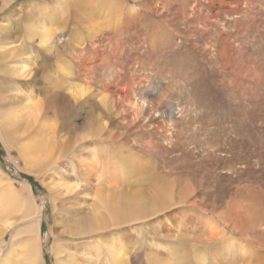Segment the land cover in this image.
<instances>
[{
    "label": "bare ground",
    "instance_id": "bare-ground-1",
    "mask_svg": "<svg viewBox=\"0 0 264 264\" xmlns=\"http://www.w3.org/2000/svg\"><path fill=\"white\" fill-rule=\"evenodd\" d=\"M15 1L0 135L54 264H264V0ZM32 196L0 168V264H45Z\"/></svg>",
    "mask_w": 264,
    "mask_h": 264
},
{
    "label": "rangeland",
    "instance_id": "rangeland-1",
    "mask_svg": "<svg viewBox=\"0 0 264 264\" xmlns=\"http://www.w3.org/2000/svg\"><path fill=\"white\" fill-rule=\"evenodd\" d=\"M25 1L26 0H16L13 6L17 4H21L22 2H25ZM1 15L3 14H0V16ZM40 59L41 57L39 58V60ZM52 63L53 61H50L49 58H47L41 64L42 67L44 68L43 69L44 72L42 74L35 75L36 80L32 79L29 82H23V85H22V82H18L17 84L25 88L30 87V89H28V92H30L31 90L34 96L40 97L42 95H45V93H48L49 90L47 89L46 91L48 92H45V90H42L41 85H43V83H48L49 85H51V83L53 84V81L51 80L48 81V79L45 77V74L56 66L55 64H52ZM3 88L4 87L1 86L0 90H2ZM97 92L98 91H95V93ZM15 102H17V98H14V104ZM75 113L76 111L74 112V116H75ZM72 116H73L72 113L66 116L67 127L68 125H71L72 123L71 121L73 120ZM79 131L80 129L75 130V132H79ZM15 158H16L15 152L12 150H8L6 148L1 138V135H0V168L3 171V173H5V175L7 177H10L12 180H15L22 184L25 183L29 185V188L33 195L32 197L40 205V210H41V222H40V237L41 238H40V241H42V252L45 257V264H54L55 260L51 254V244L53 242L54 237L52 235V232L50 231H52L51 229L54 226L55 220L53 216L52 206L50 204L49 189H47L37 179H35V177L32 174L21 169L20 163L17 162Z\"/></svg>",
    "mask_w": 264,
    "mask_h": 264
}]
</instances>
